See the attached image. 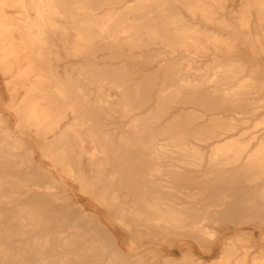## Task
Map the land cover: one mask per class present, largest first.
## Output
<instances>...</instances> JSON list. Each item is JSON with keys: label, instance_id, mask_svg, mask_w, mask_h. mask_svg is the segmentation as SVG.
I'll return each mask as SVG.
<instances>
[{"label": "bare ground", "instance_id": "1", "mask_svg": "<svg viewBox=\"0 0 264 264\" xmlns=\"http://www.w3.org/2000/svg\"><path fill=\"white\" fill-rule=\"evenodd\" d=\"M120 3L0 0V72L17 118L16 134L0 114V264H152L69 204L65 180L136 240L189 239L159 264H264V248L247 259L250 231L222 238L226 226L264 235V0H237L229 18V0ZM55 35L78 59L63 75ZM114 115L128 119L117 135ZM23 130L51 169L36 166ZM171 155L180 160L162 164ZM15 167L29 171L16 178Z\"/></svg>", "mask_w": 264, "mask_h": 264}, {"label": "rangeland", "instance_id": "2", "mask_svg": "<svg viewBox=\"0 0 264 264\" xmlns=\"http://www.w3.org/2000/svg\"><path fill=\"white\" fill-rule=\"evenodd\" d=\"M130 1H132V0H121L122 3H120V5L123 3H128ZM228 5H229V10L226 12L227 17L228 18L230 16L234 17L232 15V13H234V11H235L234 8L237 5V0H229ZM96 13L102 14L103 9L97 11ZM232 29L235 30L236 32H238L239 34H241L242 37H244L243 31H241L238 27H236L234 22H232ZM68 36L70 39L71 34H69ZM59 40H60V38L57 35L52 36V42L56 43V45L59 48L60 55L62 56V59L58 63H55V67H56L57 72L60 75H63L64 70L70 69L72 66H75L76 63L78 62V59L66 55L65 51L61 47L62 44L59 42ZM152 49H153V47H152ZM244 51L247 52L246 49H244ZM106 53L107 52H100L97 55L96 60L101 65H104L105 63L108 62L107 56H105ZM248 58H250L251 61L253 60L250 55H248ZM159 61L160 60H156L153 63H150L148 66L145 67V70L154 71L158 67ZM115 62L117 63V61H115ZM110 63H112V61ZM196 66H199V64H196ZM141 71H143V69H141ZM5 81H6V77H4L2 75V73L0 72V114L2 115L3 119L5 120L10 131L13 133H16L17 129L15 128V125L17 123V121H16L17 118L11 110H8L6 108V104L8 103L10 97H9V92H8L6 85H5ZM88 88L90 91H93V89L91 87H88ZM146 109H148V107L144 108V110H146ZM195 109L196 108L191 107V106H189V107L188 106L187 107L178 106L172 112L178 114L180 112H185L188 110H195ZM206 116L209 117L208 114H206ZM70 119H71V115H67L65 121L67 122ZM127 121H128L127 118H120L117 115H114L109 121V123L112 124V126L108 128L109 132L112 133L113 135H117L119 133L124 132V130H125L124 125ZM239 128H240V130L243 129L241 127H239ZM22 139L24 140L25 144L29 148L33 149V151H34L33 158H34V163L36 164V166H39V167L45 168V169H51V163L42 157L41 152L39 150L43 141H40L39 139H37L33 132L26 131V130H23V132H22ZM203 149L206 151L208 149V146H206V145L203 146ZM170 158L163 159L160 161L162 162V164L166 165L167 163L177 162L180 160L178 158V156H174V155H171ZM82 162L84 165L86 164L85 160H83ZM34 168H35V166H34ZM28 169L27 168L21 169V168L15 167L14 168L15 171H14V173L12 172V174H13L12 176H15L16 178H22L20 176L21 173L28 172L29 171ZM52 171H53V173H56L54 170H52ZM54 175L56 176V174H54ZM65 183H66V187L64 189L66 190V192L68 193V196L70 197L69 204H71L73 206L75 205L80 210H86L88 212L94 211L99 218V222L105 226L107 232L111 236L116 238V241H115L116 245L122 251H124V253H126L128 255H135V256L147 255L146 257H148V259H151L152 264H159L165 258H168V257L179 259L188 250L186 247V244H189L190 241H189V239H185V238L178 239V242H176L175 244L173 243V241L171 239L168 240V242L163 243V244L162 243L159 244L156 241H150L146 238L136 240V238H133L134 236L130 233V231L123 230L122 228H120L118 225H116L112 221V219H111L112 213H111V215H109V213H107V211H105L103 208L97 206L89 197L79 193L78 187L75 183L68 181V180H65ZM61 190L62 189H59V191H61ZM15 204H17V203H15ZM241 230L250 231V237H249L248 241L242 243V245L251 246L252 249L249 250V254L247 257V259H251L258 253L257 251L259 249L264 248V235H263V231L260 228H256L253 225H249L247 227H237V228H233V226H226L225 228L222 229V238L230 236L235 231H241ZM174 245H176V246H174ZM192 251L194 254H196L197 257H201L204 260H208L211 256H215L218 253L219 248L214 246V249H213L212 253L210 254L211 256L210 255L208 256L205 253H202V252L196 250L195 248H193ZM151 252L154 255V257H151V255H149V253H151Z\"/></svg>", "mask_w": 264, "mask_h": 264}]
</instances>
